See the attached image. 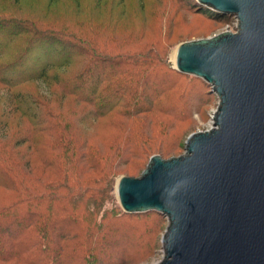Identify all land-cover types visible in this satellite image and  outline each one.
Here are the masks:
<instances>
[{"label": "rangeland", "instance_id": "rangeland-1", "mask_svg": "<svg viewBox=\"0 0 264 264\" xmlns=\"http://www.w3.org/2000/svg\"><path fill=\"white\" fill-rule=\"evenodd\" d=\"M190 5L0 0V22L16 15L36 40L4 47L0 40V65L34 44L21 64L0 71V79H25L42 64L54 65L45 78L22 86L46 106L28 115L8 112L0 82V119L9 122L0 120V148L7 145L2 155L13 164L9 190L0 188V205L18 202L0 212L1 229L9 225L6 231L17 239L0 241V264H157L164 258L168 218L157 211L124 212L116 184L123 175L140 177L154 155H183L190 134L213 127L218 96L203 79L174 71L176 51L187 41L235 32L237 22ZM69 87L74 95L67 94ZM116 90L127 92L119 102L131 103L127 113L132 106L147 109L124 119V107L117 105L93 118L94 108L107 110L114 102ZM90 97L94 104L81 103Z\"/></svg>", "mask_w": 264, "mask_h": 264}, {"label": "water", "instance_id": "water-1", "mask_svg": "<svg viewBox=\"0 0 264 264\" xmlns=\"http://www.w3.org/2000/svg\"><path fill=\"white\" fill-rule=\"evenodd\" d=\"M195 1L237 22L176 51L173 68L218 96L213 127L190 134L183 155L120 176L117 197L124 212L168 218L157 264H264V0Z\"/></svg>", "mask_w": 264, "mask_h": 264}, {"label": "trees", "instance_id": "trees-1", "mask_svg": "<svg viewBox=\"0 0 264 264\" xmlns=\"http://www.w3.org/2000/svg\"><path fill=\"white\" fill-rule=\"evenodd\" d=\"M15 2L17 3L18 0H15ZM190 2L194 5L191 6L194 8L195 11H202L205 12V14L208 15H212L218 18H225L226 20H231V18H229L228 16H224V15H220L217 13H214L200 5L197 4V2L195 0H190ZM11 18H14L12 20H9V22H5V20H1L0 22V40L3 41V47L4 45L11 43V42H17L20 41L21 39L26 40V41H30V42H35L36 40L33 39V35L32 33H30L28 30L22 26V23H19V20H17L16 15L12 16ZM5 34V38L1 39L4 37ZM72 44V47L74 48V42H70ZM34 45V44H33ZM33 45H30L29 48L27 50H24L22 57H20L19 59L16 58L15 60L11 61V63H6L4 65H0V71H5L8 69H12L13 67H16L17 65L21 64V62L24 61V58L27 56H30V51L33 49ZM63 45V44H61ZM5 54L3 51V48H0V55ZM65 60V59H64ZM71 59H67L64 63L63 62H58L56 64V66H62L63 64L66 63H70ZM52 62H47L45 64H42L41 66H39L41 69L37 74H34L33 76L27 77L25 79H11L10 78H6V77H2L0 79V82L4 85L5 88V94L8 96L7 100H6V108H8V112L11 114L20 112V115H28V111L32 108L35 109V111H40L42 108H45V102L44 100H39L38 96H35L33 94H31L30 92L26 91L22 86L24 85V83H26L27 81H30L32 79H38V78H45L47 75L48 70L54 66L51 64ZM62 63V64H59ZM175 72H177L174 69ZM180 74H183L181 72H177ZM22 74V73H21ZM52 84V83H51ZM67 90V94L68 95H74V92L72 91V88L69 87L66 89ZM126 91H120V90H116L115 94L113 95V103L110 104L109 108L107 110H96L97 108H94V113H93V118L95 117H103V116H107L108 113H110V111H114V108L118 105L119 106V110L121 109V107H124V109L121 111L122 116L124 117V119H129L130 116H132L133 114H140L143 112L144 109L147 108H133L127 113L126 109L131 105V103H129L128 100H124L123 105H120L119 102L123 99V96L126 94ZM129 96L132 98V95L130 92H128ZM127 94V99L129 98ZM138 98H142L143 94H138ZM37 97V99H36ZM99 99V98H97ZM82 104H87V105H91L94 104L95 101L90 97V98H86L84 100H81ZM14 111V112H12ZM119 114V111H118ZM9 118V116H8ZM1 120V119H0ZM4 124V126L7 124L8 125V119L6 118L5 120H1ZM28 128V127H27ZM26 128V131H27ZM28 132V131H27ZM23 141H19L17 143V145L22 144ZM7 145L3 146L2 148H0V188H5L8 189L10 188V181H11V173H12V162L9 158L5 157L4 155H2L4 148ZM25 165L29 168L32 167V162L30 161H26ZM9 190V189H8ZM18 204V202L14 203V205ZM14 205H9L8 204H4V205H0V212L1 214L3 212H6L7 210L11 209ZM5 218L3 220V223L7 222V220L9 219ZM3 225H0V241H2V239L7 238L8 240L12 241V242H16V240H13V238L10 237V233H8L7 231H9V225L7 227V231L5 229H1ZM10 232V231H9ZM24 233H26L25 231H23V235ZM13 235V234H12ZM9 253V252H8Z\"/></svg>", "mask_w": 264, "mask_h": 264}]
</instances>
